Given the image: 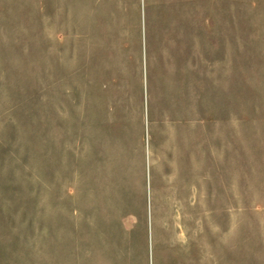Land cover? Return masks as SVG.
Here are the masks:
<instances>
[{
    "label": "rangeland",
    "instance_id": "1",
    "mask_svg": "<svg viewBox=\"0 0 264 264\" xmlns=\"http://www.w3.org/2000/svg\"><path fill=\"white\" fill-rule=\"evenodd\" d=\"M92 204L132 264L151 227L169 264H264V0H0V231L90 257Z\"/></svg>",
    "mask_w": 264,
    "mask_h": 264
},
{
    "label": "crops",
    "instance_id": "2",
    "mask_svg": "<svg viewBox=\"0 0 264 264\" xmlns=\"http://www.w3.org/2000/svg\"><path fill=\"white\" fill-rule=\"evenodd\" d=\"M77 213L75 209L74 214ZM126 226L124 220L122 228L111 229L105 211L90 205V257L80 253L77 230L0 231V264H80L84 260L90 264H132L126 251V239L132 231ZM160 254L158 236L151 227L146 234L143 264H169L167 256L160 257Z\"/></svg>",
    "mask_w": 264,
    "mask_h": 264
}]
</instances>
